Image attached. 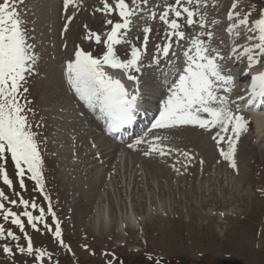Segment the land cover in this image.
Masks as SVG:
<instances>
[{"label":"rangeland","instance_id":"rangeland-1","mask_svg":"<svg viewBox=\"0 0 264 264\" xmlns=\"http://www.w3.org/2000/svg\"><path fill=\"white\" fill-rule=\"evenodd\" d=\"M87 3L95 6L96 0ZM250 4L259 8L264 6V0H240V10H247ZM26 5V26L40 54L38 75L30 81L29 99L35 110L32 119L43 124L37 131L41 133L40 139L46 138L41 148L47 185L53 189L51 200L58 206L63 238L75 256L60 248L51 233L42 235L28 228L34 245L46 247L59 264H107L112 257L104 253H115L114 264H155L157 260L161 264H221L222 260L264 264V132L258 135L253 121H249L248 131L238 143V169L223 161L207 133L192 126L149 134V138L163 135L167 137L164 144L191 152L196 160L187 171L182 167V157H178L181 164H177L180 173L171 167L176 154L145 157L144 145L129 149L127 145L132 141L118 142L104 134L93 114L81 108L68 89L64 74L65 62L77 44L94 54L102 51V46L83 39V25L99 31L101 16H93L88 7L64 34L61 0H26ZM229 6L230 0H220L218 11L210 13L222 21L214 30L226 44L223 21ZM129 38L135 39L134 34ZM126 49L127 45L117 46L122 58ZM227 50L225 47V53ZM144 63L148 65L150 59L146 58ZM165 67L162 61L159 68H146L140 74L142 104L155 105L162 98L158 85L160 82V87L166 90L162 75ZM225 67L231 69L232 65L227 63ZM56 83L54 92L50 89ZM244 83L241 77L237 84L243 87ZM242 112L246 116L251 111ZM200 159L204 160L203 165L199 164ZM6 167L15 190L20 191L10 159ZM26 186L25 198H35L46 208L47 201L33 191V182L26 180ZM0 188L14 198L12 189L2 181ZM98 206L107 207L111 228L131 210L141 228L126 227L122 240L115 244L109 229L99 228L98 234L93 230L92 219ZM12 207L18 213L22 211V207ZM33 212L38 214V210ZM47 219L52 222L50 216ZM4 223L19 234L15 226ZM20 243H25L23 238ZM84 244L89 249L83 248ZM25 260L32 264V258L16 254V264ZM0 264L13 261L0 252Z\"/></svg>","mask_w":264,"mask_h":264},{"label":"snow or ice","instance_id":"snow-or-ice-1","mask_svg":"<svg viewBox=\"0 0 264 264\" xmlns=\"http://www.w3.org/2000/svg\"><path fill=\"white\" fill-rule=\"evenodd\" d=\"M219 6L220 0H96L95 6L89 5L87 0H61V31L64 34L88 7L93 16L99 14L102 18L99 31L83 25V39L102 46V51L94 54L77 44L65 62L64 74L69 90L88 109L99 111L107 132L118 131L137 120L140 74L146 68H159L162 61L165 63L162 75L166 92L161 93L157 114L152 118L148 132L135 138L127 147L135 150L144 145L145 157L164 158L176 154L171 167L177 173L181 171L177 167L181 164L178 157L183 158L185 171L196 157L191 152L164 144L167 137L152 135L149 138L153 130L199 128L209 135L223 161L232 169H238V143L242 134L248 131L249 119L240 106L245 96L238 95L233 99L237 78L225 67L227 63H243L241 75L250 77L245 107L264 106V6L258 8L250 4L242 11L240 0H230L223 21L227 44L224 39L217 38L214 30L222 21L210 16ZM26 15V0H0V181L12 189L14 197L10 198L0 188V217L19 232L17 234L13 228L0 223V252L11 258L13 264H16L17 253L32 258V264H59L46 247L34 245L27 230L30 228L42 235L51 233L60 248L75 256L71 245L63 238L62 223L45 190L41 144L46 138L40 139L41 133L37 129L43 124L32 119L35 110L29 99L30 81L38 75L40 54L31 42ZM133 34L135 39H130ZM154 37L159 39L154 40ZM120 45H127L124 58L117 51ZM146 58L150 59L148 65L144 63ZM112 71L122 72L131 82V90ZM9 159L20 191L15 190L7 171ZM199 164L203 165L204 160L200 159ZM26 180L32 181L33 191L47 201L46 208L35 198H25ZM12 206L22 207V211L18 213ZM33 210H38V214ZM22 238L23 244L20 243ZM82 247L89 249L88 244ZM104 255L112 257L107 264H114L117 259L115 253ZM155 264L161 262L157 260Z\"/></svg>","mask_w":264,"mask_h":264},{"label":"bare ground","instance_id":"bare-ground-1","mask_svg":"<svg viewBox=\"0 0 264 264\" xmlns=\"http://www.w3.org/2000/svg\"><path fill=\"white\" fill-rule=\"evenodd\" d=\"M111 71V70H110ZM112 74L114 76H117L119 78H121L126 85L129 87V90H131V86L132 84H129L128 82L125 81V78L123 76H121L119 73L117 72H113ZM56 87H57V83L56 85H52L51 89L52 91H56ZM69 89V88H68ZM242 87L239 86V84H237V88L235 89L234 93H233V97H235V95H241L242 93ZM141 99L139 100L138 104L140 105L141 103ZM142 104V103H141ZM88 109V108H87ZM89 110V109H88ZM250 120L253 121V124L255 125L258 135H261L264 132V110L262 112L261 107H257L253 112H251L250 115ZM163 130H154L152 133L155 132H160ZM191 132V131H190ZM189 132V133H190ZM188 133V134H189ZM186 134V133H185ZM137 135V132L134 131L132 132L131 135V139H133V137H135ZM190 135V134H189ZM197 135V134H196ZM163 136V135H162ZM198 137V136H197ZM188 140V139H187ZM111 147V146H110ZM109 147V148H110ZM115 147V146H114ZM111 149V148H110ZM152 166V164H151ZM150 166V167H151ZM154 166V165H153ZM155 171V170H154ZM153 171V172H154ZM162 171V170H161ZM156 172V171H155ZM162 173V172H161ZM135 178V177H134ZM147 181V178L145 180V182ZM96 196V195H95ZM104 204V203H103ZM160 207V206H159ZM93 208V207H92ZM161 208V207H160ZM133 211L131 210L130 214L127 212L124 214V218H122L120 220V222L114 223L113 224V228H111L112 224L110 223V219H109V214H108V209L107 207H99L97 209V212L95 213L94 219H92V223H93V230L94 232L97 233L96 230H98L99 228H105V229H109V232L111 234V238L114 240V243L117 244L118 242H120L122 240L123 234H124V230L126 227H133L134 229H140L141 228V224L139 222L138 219H135L134 215H133ZM111 228V229H110ZM98 234V233H97ZM100 234V233H99ZM121 235V236H120ZM125 235V234H124ZM121 244V243H119Z\"/></svg>","mask_w":264,"mask_h":264},{"label":"water","instance_id":"water-1","mask_svg":"<svg viewBox=\"0 0 264 264\" xmlns=\"http://www.w3.org/2000/svg\"><path fill=\"white\" fill-rule=\"evenodd\" d=\"M221 264H242V263L236 260H222Z\"/></svg>","mask_w":264,"mask_h":264},{"label":"trees","instance_id":"trees-1","mask_svg":"<svg viewBox=\"0 0 264 264\" xmlns=\"http://www.w3.org/2000/svg\"><path fill=\"white\" fill-rule=\"evenodd\" d=\"M52 205H53L54 210H55L56 213H57L58 206L56 205V202L54 203V202L52 201Z\"/></svg>","mask_w":264,"mask_h":264}]
</instances>
